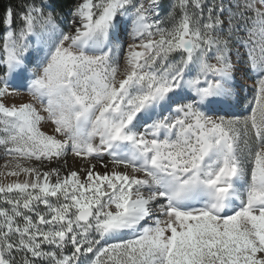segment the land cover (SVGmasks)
<instances>
[{
	"label": "snow or ice",
	"instance_id": "snow-or-ice-1",
	"mask_svg": "<svg viewBox=\"0 0 264 264\" xmlns=\"http://www.w3.org/2000/svg\"><path fill=\"white\" fill-rule=\"evenodd\" d=\"M0 158V264H264V0H0Z\"/></svg>",
	"mask_w": 264,
	"mask_h": 264
},
{
	"label": "rangeland",
	"instance_id": "rangeland-1",
	"mask_svg": "<svg viewBox=\"0 0 264 264\" xmlns=\"http://www.w3.org/2000/svg\"><path fill=\"white\" fill-rule=\"evenodd\" d=\"M164 3H165V7H166L167 6V0H164ZM125 39H127V38L125 37ZM248 83L250 84L251 81H248ZM3 163H4V159L0 158V165H3Z\"/></svg>",
	"mask_w": 264,
	"mask_h": 264
}]
</instances>
